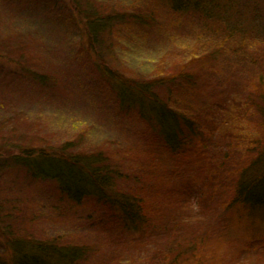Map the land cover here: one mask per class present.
Masks as SVG:
<instances>
[{
	"label": "rangeland",
	"instance_id": "1",
	"mask_svg": "<svg viewBox=\"0 0 264 264\" xmlns=\"http://www.w3.org/2000/svg\"><path fill=\"white\" fill-rule=\"evenodd\" d=\"M78 1L80 7L73 0H0V163L8 167L0 166V204L8 213L0 227L81 248L76 264H174L176 256L175 264H264V208L233 201L240 170L264 140V117L245 105L257 77L247 87L238 81L251 65L264 66V37L200 33L207 26L171 13L168 0ZM251 3L264 14V0H247L239 9L244 24ZM76 9L107 16L97 41ZM185 71L204 75L202 88L228 111L198 115L207 105L202 97L193 111L199 134H187L183 151L169 152L156 129L121 104L116 85ZM156 89L165 96V88ZM68 143L119 170L117 189L144 204L150 229L124 228L117 206L97 192L74 201L53 181L7 162L24 146L58 150ZM1 236L0 261L14 264Z\"/></svg>",
	"mask_w": 264,
	"mask_h": 264
},
{
	"label": "trees",
	"instance_id": "2",
	"mask_svg": "<svg viewBox=\"0 0 264 264\" xmlns=\"http://www.w3.org/2000/svg\"><path fill=\"white\" fill-rule=\"evenodd\" d=\"M77 1L73 0L80 7V2ZM246 1L168 0V5H170L168 9L171 13L178 12L187 18L191 16L197 22H202L201 26H207V28L200 27V33L217 34L220 30L222 33L225 31L230 38L235 36L244 41L255 39V37H264L262 26L264 14L258 12L257 3L248 5L252 18L244 24V17L239 9H245ZM76 10L82 16L83 22L86 23V32L93 41L95 38L97 41L102 30L99 31L96 28L98 25L105 26L102 22L106 21L107 16L101 15L103 19L101 17L96 19L97 15L95 18L93 17V13H96L93 9ZM82 11H84V16ZM96 35L99 36L96 37ZM247 48H251L253 51L251 46H247ZM96 56L106 73L105 76L107 78L112 76L113 73L105 67L102 57L99 54ZM210 59L216 60V57L212 55ZM236 60L238 61L239 58ZM245 60L254 63L252 54H248ZM193 62L191 56L188 64H193ZM250 67L249 76L243 78L245 82L242 83L241 79L238 81L243 87H247L252 84L251 77L253 79L257 77L254 93L248 95L245 105L264 117V66L258 68V66L251 65ZM233 75L237 78L235 73ZM155 78L151 81L144 80L145 84L136 82L139 79L128 82V85L117 84L116 94H119L121 104L128 105V108L135 110L148 122L149 127L156 129L160 145H163L169 152H178L181 149L183 151L187 145V134H199V127L195 124L197 117L194 112L202 97L207 105L198 115L206 111L210 114L216 110L221 114L228 111L218 95L214 98L209 91L202 88L201 80L204 79V75L199 76L198 71L195 73L185 71L180 76L168 75ZM157 84L161 88H165V96L159 95L156 89ZM245 111L250 112L248 109ZM254 145L258 148L257 156L240 170L233 201L252 208H264L263 199L255 200L256 193L264 192V140L256 142ZM71 148L70 143L58 150L24 146L17 155L11 156L7 162L10 166L16 164L24 168L25 172L34 179L53 181L61 193L74 201H79L97 192L100 196L107 197L108 202L117 206L124 217V220H121L124 228L130 226L132 230L142 232L150 229L151 220L145 213L144 204L136 197L128 194L122 195L117 189V181L122 177L119 170H115L108 160L101 158L99 154L75 152ZM3 165L0 163L3 168H8ZM7 214L5 207L0 204V221L7 219ZM0 235L6 239L7 250L10 253L13 252L14 264H76L83 253L81 248L55 246L53 242L51 245H45L42 241L19 236L18 232L13 231L12 233L6 226L0 227ZM167 254L169 253H165L164 256L162 253V259H165ZM178 257H174L171 261L175 264ZM0 264H5V262L0 261Z\"/></svg>",
	"mask_w": 264,
	"mask_h": 264
}]
</instances>
